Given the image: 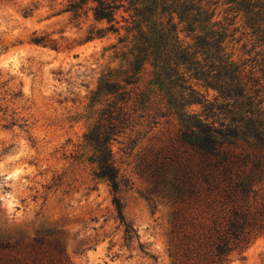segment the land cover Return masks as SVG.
Here are the masks:
<instances>
[{
	"label": "rangeland",
	"instance_id": "rangeland-1",
	"mask_svg": "<svg viewBox=\"0 0 264 264\" xmlns=\"http://www.w3.org/2000/svg\"><path fill=\"white\" fill-rule=\"evenodd\" d=\"M240 1L153 0L146 22L147 12L138 15L128 1L107 21L91 10L75 14L67 0H0V241L9 244L0 264H218L224 206L212 196L172 202L151 175L166 157L185 158L172 102L233 100L207 87L208 76L241 87L264 109V32L252 30ZM150 25L168 35L169 55L183 51L188 61L159 70L153 49L141 51L139 33L150 36ZM207 32L220 39L226 66L212 59L214 48L206 58L195 47ZM113 103L122 127L110 141L112 161L125 221L137 234L129 239L83 147ZM203 109L191 102L182 111L204 118ZM221 264H264V237Z\"/></svg>",
	"mask_w": 264,
	"mask_h": 264
},
{
	"label": "trees",
	"instance_id": "trees-1",
	"mask_svg": "<svg viewBox=\"0 0 264 264\" xmlns=\"http://www.w3.org/2000/svg\"><path fill=\"white\" fill-rule=\"evenodd\" d=\"M67 1L68 10L75 14L79 11L86 14L91 10L95 19L107 21L114 19L115 11L123 7L126 1L130 8L138 11V15L147 12L146 22L148 16L157 9L153 0V7L143 5L141 9L138 7L140 0ZM88 4L92 6L87 7ZM240 4L252 30L264 32L263 4L252 0H241ZM261 27L263 29H260ZM162 30L161 27L150 25V36H143L140 32L139 36L143 39L140 44L146 45L141 46V51L153 49L161 63L159 70H170L172 62H185L190 56L183 51L178 55L173 54V57L169 55L166 49L169 45L168 35ZM33 41L41 43L44 37H36ZM197 42L195 47H202L200 49L206 58H211L209 49L214 48L217 54L212 59L226 66L219 55L220 39L212 38L207 32L206 37ZM143 60L139 54L136 55L133 68L135 72L139 71ZM155 63L158 64V61L154 62V65ZM189 63L196 64L193 61ZM227 66L231 67V63H227ZM230 70L228 68V71ZM208 77L211 79L205 80L207 87L218 90L224 99L233 100H221L222 103H217V100L172 102L183 122L179 129L178 143L183 148L185 158L177 161L166 157L153 169L151 177L155 185H161L164 196L172 202H195L202 196H212L220 206H224L221 234L213 248V262L221 264L232 250L249 243L251 238L264 237V109L260 107V100H253L254 98L247 95L241 87L233 86L232 83L219 84L220 78ZM191 102L202 103L206 112L204 118L182 111L184 106ZM115 107L116 103H113L109 109L103 111L101 117L84 135L83 147L88 148L90 152L86 160L92 165L94 178L105 180L109 184L117 219L123 226L124 238L129 239L132 234L135 237L137 234L123 215L118 170L112 161L110 150V141L122 127L121 121L118 120L122 108ZM219 115H222V118H215ZM8 247V243L0 241V250Z\"/></svg>",
	"mask_w": 264,
	"mask_h": 264
}]
</instances>
